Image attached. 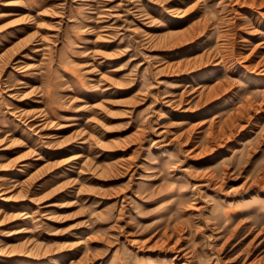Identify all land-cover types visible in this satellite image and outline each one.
<instances>
[{
  "label": "rangeland",
  "instance_id": "374dc122",
  "mask_svg": "<svg viewBox=\"0 0 264 264\" xmlns=\"http://www.w3.org/2000/svg\"><path fill=\"white\" fill-rule=\"evenodd\" d=\"M0 264H264V0H0Z\"/></svg>",
  "mask_w": 264,
  "mask_h": 264
}]
</instances>
